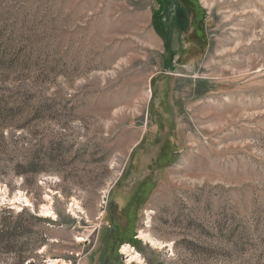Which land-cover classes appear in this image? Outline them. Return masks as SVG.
Returning <instances> with one entry per match:
<instances>
[{
    "label": "rangeland",
    "instance_id": "1",
    "mask_svg": "<svg viewBox=\"0 0 264 264\" xmlns=\"http://www.w3.org/2000/svg\"><path fill=\"white\" fill-rule=\"evenodd\" d=\"M185 3L0 0V264H264V0Z\"/></svg>",
    "mask_w": 264,
    "mask_h": 264
},
{
    "label": "flooded vegetation",
    "instance_id": "2",
    "mask_svg": "<svg viewBox=\"0 0 264 264\" xmlns=\"http://www.w3.org/2000/svg\"><path fill=\"white\" fill-rule=\"evenodd\" d=\"M160 4H161V10L158 13H155V18H154V23L156 26V23L159 20L165 19V17H167L168 15H172L173 12L176 11L174 17L177 15V20H180L181 17H183V14L185 15V13L189 12L191 10V6L190 4H186L184 0H160ZM163 22V20H162ZM169 29V28H168ZM167 34L168 32L171 31L167 30Z\"/></svg>",
    "mask_w": 264,
    "mask_h": 264
},
{
    "label": "bare ground",
    "instance_id": "3",
    "mask_svg": "<svg viewBox=\"0 0 264 264\" xmlns=\"http://www.w3.org/2000/svg\"><path fill=\"white\" fill-rule=\"evenodd\" d=\"M19 197V196H18ZM22 197V196H21ZM16 201V200H15ZM25 204L29 205V202L25 200ZM49 208V207H48ZM48 211V210H47ZM44 216L47 218H56V215L54 213L50 212H43ZM141 239H145L146 241L150 242L152 245L154 246H159L162 245L161 243H158L157 240L153 239L152 237H150L149 235H147L146 233H141L139 236ZM80 241V240H79ZM123 253H125L128 256V263L129 262H138V263H143V259L141 257V255L139 253H136L130 246H124L122 249ZM56 262L59 261H54L52 260L51 262H49L50 264H56Z\"/></svg>",
    "mask_w": 264,
    "mask_h": 264
},
{
    "label": "trees",
    "instance_id": "4",
    "mask_svg": "<svg viewBox=\"0 0 264 264\" xmlns=\"http://www.w3.org/2000/svg\"><path fill=\"white\" fill-rule=\"evenodd\" d=\"M184 1H185V0H184ZM160 23L163 24L162 21L158 19V22L156 23V27H157V28H158V26L160 27V25H159ZM162 28H163V27H162ZM169 33H170V32H168L167 35H169ZM162 36L164 37V35H162ZM164 39H166V37H164ZM31 167H33V165H32Z\"/></svg>",
    "mask_w": 264,
    "mask_h": 264
}]
</instances>
